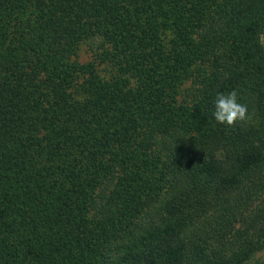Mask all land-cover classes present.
<instances>
[{
  "label": "trees",
  "instance_id": "16d2710c",
  "mask_svg": "<svg viewBox=\"0 0 264 264\" xmlns=\"http://www.w3.org/2000/svg\"><path fill=\"white\" fill-rule=\"evenodd\" d=\"M260 34L264 0H0V264H191L196 206L264 167Z\"/></svg>",
  "mask_w": 264,
  "mask_h": 264
},
{
  "label": "rangeland",
  "instance_id": "374dc122",
  "mask_svg": "<svg viewBox=\"0 0 264 264\" xmlns=\"http://www.w3.org/2000/svg\"><path fill=\"white\" fill-rule=\"evenodd\" d=\"M260 42L264 51V34ZM85 56L83 51L80 59ZM259 132L264 134V125ZM213 190L181 230L184 261L229 264L243 257L240 264H264V167L235 187Z\"/></svg>",
  "mask_w": 264,
  "mask_h": 264
},
{
  "label": "clouds",
  "instance_id": "9594fccd",
  "mask_svg": "<svg viewBox=\"0 0 264 264\" xmlns=\"http://www.w3.org/2000/svg\"><path fill=\"white\" fill-rule=\"evenodd\" d=\"M212 116L216 122L229 126L237 121L244 122L249 119L247 106L238 102L235 90L216 94Z\"/></svg>",
  "mask_w": 264,
  "mask_h": 264
}]
</instances>
